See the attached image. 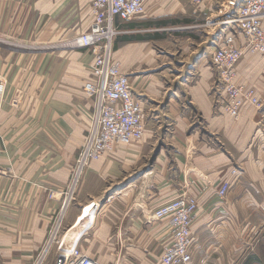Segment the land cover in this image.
<instances>
[{
	"label": "crops",
	"instance_id": "0c3cea01",
	"mask_svg": "<svg viewBox=\"0 0 264 264\" xmlns=\"http://www.w3.org/2000/svg\"><path fill=\"white\" fill-rule=\"evenodd\" d=\"M159 1L117 18L133 33L117 35L126 43L115 57L145 108L178 101L175 166L168 158L148 167L140 155L147 141L121 145L91 162L62 210L94 110L84 83L97 47L71 43L90 25L91 0H0V258L9 264L38 256L61 215L66 240L78 237L83 253L104 264H162L172 227L154 209L183 191L199 202L189 264H264V54L246 50L239 61V82L263 104L246 103L238 117L226 111L219 84L213 89L212 64L192 68L170 93L164 70L151 71L152 40L136 33L165 6ZM187 104L202 118L192 132ZM223 182L230 187L219 201Z\"/></svg>",
	"mask_w": 264,
	"mask_h": 264
},
{
	"label": "built area",
	"instance_id": "2783aa9c",
	"mask_svg": "<svg viewBox=\"0 0 264 264\" xmlns=\"http://www.w3.org/2000/svg\"><path fill=\"white\" fill-rule=\"evenodd\" d=\"M156 1L91 0L90 25L71 41L79 47H97L90 77L84 83L85 92L94 99V110L91 126L64 192L62 210L72 200L93 160L105 154H114L121 145L134 146L145 137L146 109L133 91L129 74L115 57L114 45L120 33L117 18L131 19L146 13L149 4ZM231 21L241 32L238 34L236 30H231L226 33L222 43L213 51L212 61L224 85L226 111L238 117L246 103L257 107L263 104L255 89H246L239 82L237 66L246 50L264 54V0H246L237 8ZM229 187L228 182H223L219 195L224 196ZM198 205L196 196L183 191L154 209V216L167 219L172 227V238L165 245L162 264H189L192 261V224ZM66 235L61 215L54 219L35 264L45 263L55 243L59 244V252L54 264H104L99 258L83 253L78 237L70 243Z\"/></svg>",
	"mask_w": 264,
	"mask_h": 264
},
{
	"label": "rangeland",
	"instance_id": "374dc122",
	"mask_svg": "<svg viewBox=\"0 0 264 264\" xmlns=\"http://www.w3.org/2000/svg\"><path fill=\"white\" fill-rule=\"evenodd\" d=\"M245 1L246 0H168L164 2L160 0L159 2L161 5L164 4L165 6L158 7L155 11L150 12L151 16L144 19L152 24L149 23L143 25L141 28L138 27L139 29L136 30V33H143L152 40L151 44L155 50L157 60L153 65L155 70L151 71L156 72L158 70H164L165 77L169 85H171L170 93H173V91L178 88L179 81L185 78V75L190 73L192 68L194 69L198 65L202 66L208 63L212 64L215 72L214 77L217 79L213 83V89L216 90L219 84L218 89H221L225 94L223 82L219 79L218 68L213 65L212 54L222 43L226 33L231 30H236L238 34L241 32L231 20L237 8ZM176 18L182 22L177 24L169 23L167 25H161L159 23V21ZM186 19L191 20L187 21ZM125 24L126 22L124 24L122 23V26L120 25L119 27V37L125 33H133L128 30V28H123ZM125 43V41L117 43L116 40L114 49H117V45L120 46ZM156 67L159 68L156 69ZM122 69L128 73V70L123 68V66ZM168 102H170L169 97L161 102L160 106L157 108L158 110H155V106L152 105L150 107L146 106L145 108L147 129L149 132L147 130L144 139L140 142V145H142L147 141L145 150H143L140 155L145 157L148 162V167L150 168H154L157 162L161 163L168 158L169 160L167 161H169L171 165L175 166L176 163L177 156L175 155L178 144L175 133L177 126L175 120L177 115L176 111L179 109V103L173 100V102L168 105V108L163 111L161 107H166ZM187 108L190 113L194 114L193 119L196 121L190 126V131L192 132L198 129L199 125H202V118L195 113L196 109L191 104H187ZM234 170V173L239 171L238 168ZM129 179L130 178L126 181ZM126 181L124 183H126ZM117 192L118 191H116V193ZM110 196H113V194ZM225 197L226 194L224 196L219 195V201H223ZM58 246V243L53 245L44 264L55 263L57 258L56 254L59 252ZM37 258L38 256L36 255L32 257L31 260L21 262L22 264H35ZM9 262L8 260L0 258V264H9ZM245 263L257 264V260L248 259Z\"/></svg>",
	"mask_w": 264,
	"mask_h": 264
},
{
	"label": "trees",
	"instance_id": "16d2710c",
	"mask_svg": "<svg viewBox=\"0 0 264 264\" xmlns=\"http://www.w3.org/2000/svg\"><path fill=\"white\" fill-rule=\"evenodd\" d=\"M186 20H187V21H190L191 19H186ZM179 22H182V21H181V20L179 21L178 18H176V19H172V20H163V21H159L160 24H165V25H167V24H169V23L177 24V23H179Z\"/></svg>",
	"mask_w": 264,
	"mask_h": 264
}]
</instances>
